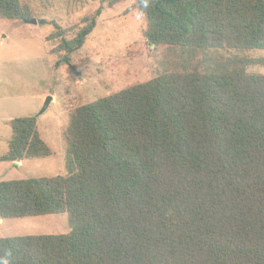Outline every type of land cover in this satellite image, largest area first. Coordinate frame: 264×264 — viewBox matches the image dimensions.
I'll return each instance as SVG.
<instances>
[{
  "label": "trees",
  "instance_id": "obj_1",
  "mask_svg": "<svg viewBox=\"0 0 264 264\" xmlns=\"http://www.w3.org/2000/svg\"><path fill=\"white\" fill-rule=\"evenodd\" d=\"M111 6L116 0H108ZM148 42L169 51L151 80L68 109L66 175L0 182V219L62 214L60 235L0 238L9 264H264V0H134ZM102 8L73 37L70 63ZM0 15L31 19L22 0ZM46 24L45 18L38 20ZM3 161L51 154L17 117Z\"/></svg>",
  "mask_w": 264,
  "mask_h": 264
},
{
  "label": "rangeland",
  "instance_id": "obj_2",
  "mask_svg": "<svg viewBox=\"0 0 264 264\" xmlns=\"http://www.w3.org/2000/svg\"><path fill=\"white\" fill-rule=\"evenodd\" d=\"M32 18L46 24L6 19L0 15V147L3 136L11 139L9 122L17 117H36V128L51 154L30 158L24 168L0 171V179H29L66 175L64 131L68 109L118 92L132 84L151 80L163 69L170 53L150 44L144 35L146 19L134 0H22ZM102 8L84 46L71 55L70 63L57 61L59 51L55 20L73 37L82 20ZM30 20V19H29ZM244 55L262 61L248 71L264 74V50ZM53 95L42 112L46 97ZM0 238L25 235H60L69 231L68 216L47 214L3 220Z\"/></svg>",
  "mask_w": 264,
  "mask_h": 264
},
{
  "label": "crops",
  "instance_id": "obj_3",
  "mask_svg": "<svg viewBox=\"0 0 264 264\" xmlns=\"http://www.w3.org/2000/svg\"><path fill=\"white\" fill-rule=\"evenodd\" d=\"M5 140H3V144L2 146L0 147V157L2 155H4L7 151H8V148H9V141H10V137L8 136H3V138H5ZM29 159H24V160H20V161H3V160H0V171L1 173L4 172V171H10V173L14 170L13 168H24L25 166V161H28ZM14 172V171H13ZM8 179H0V182L1 181H6ZM12 180V179H10ZM3 219H0V224H3Z\"/></svg>",
  "mask_w": 264,
  "mask_h": 264
},
{
  "label": "water",
  "instance_id": "obj_4",
  "mask_svg": "<svg viewBox=\"0 0 264 264\" xmlns=\"http://www.w3.org/2000/svg\"><path fill=\"white\" fill-rule=\"evenodd\" d=\"M26 22L28 23H32V24H37L38 23V20L36 18H31L30 20H26ZM54 97L53 95H48L46 97V100H45V103H44V106H43V109H42V112H44L50 105V103L53 101Z\"/></svg>",
  "mask_w": 264,
  "mask_h": 264
},
{
  "label": "clouds",
  "instance_id": "obj_5",
  "mask_svg": "<svg viewBox=\"0 0 264 264\" xmlns=\"http://www.w3.org/2000/svg\"><path fill=\"white\" fill-rule=\"evenodd\" d=\"M142 2L145 8L148 7V0H142ZM9 255H11L10 251L6 252L4 257H0V264H9V261L6 258Z\"/></svg>",
  "mask_w": 264,
  "mask_h": 264
}]
</instances>
